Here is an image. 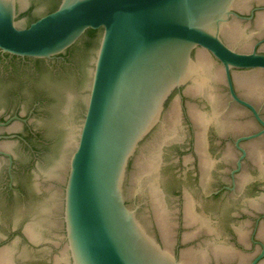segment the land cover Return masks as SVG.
Listing matches in <instances>:
<instances>
[{"label": "water", "instance_id": "95a60500", "mask_svg": "<svg viewBox=\"0 0 264 264\" xmlns=\"http://www.w3.org/2000/svg\"><path fill=\"white\" fill-rule=\"evenodd\" d=\"M0 229L49 264H264V0H0Z\"/></svg>", "mask_w": 264, "mask_h": 264}]
</instances>
